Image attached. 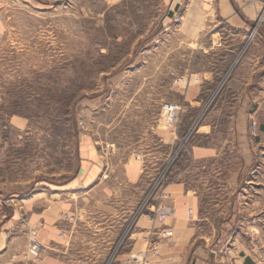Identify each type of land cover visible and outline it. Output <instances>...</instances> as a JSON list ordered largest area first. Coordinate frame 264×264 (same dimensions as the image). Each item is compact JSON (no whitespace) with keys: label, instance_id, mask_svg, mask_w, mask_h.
Listing matches in <instances>:
<instances>
[{"label":"rangeland","instance_id":"rangeland-1","mask_svg":"<svg viewBox=\"0 0 264 264\" xmlns=\"http://www.w3.org/2000/svg\"><path fill=\"white\" fill-rule=\"evenodd\" d=\"M38 1L45 5L41 10L20 0H0V232H26L29 244L31 231L37 236L32 219L66 197L68 183L83 176H77L79 168L93 161L86 179L98 172L102 183L114 188L113 205L119 210L118 225L115 215L108 220L110 234L118 229L119 235L107 260L126 251L132 238L144 237L150 226L144 205L156 202L150 196L169 163L163 185L186 183L201 197V212L210 222L239 183L247 188L238 192L261 196L252 207L240 204L241 226L246 210L264 211V186L255 187L264 185V136L258 132L264 125V75L247 93L248 108L231 105L245 92L226 88L244 59L253 63L251 49L261 51L253 47L264 32V0L243 40L230 36L223 44L226 33L214 32L201 36L200 48L199 30L190 32L189 42L184 26L177 30L181 22L167 19L163 0ZM261 62L264 67V58ZM208 71L216 74L202 84L201 107L191 108L184 101L186 76ZM196 78L191 85L197 87ZM169 105L179 107L176 123L167 120ZM203 123L213 132L195 135ZM186 134V147L173 158L179 136ZM194 144L214 148L217 156L192 158L188 148ZM86 145L96 151V160L82 156ZM133 160L142 171L136 183H128L124 167ZM96 190L81 200L90 212L89 196L98 197ZM135 213L141 215L133 225ZM6 216L11 219L4 225ZM93 219L92 226L103 221ZM140 219L145 227L137 225ZM258 226L253 234L264 247V214ZM79 227L70 257L75 263L95 240L84 224Z\"/></svg>","mask_w":264,"mask_h":264},{"label":"crops","instance_id":"crops-1","mask_svg":"<svg viewBox=\"0 0 264 264\" xmlns=\"http://www.w3.org/2000/svg\"><path fill=\"white\" fill-rule=\"evenodd\" d=\"M31 9L42 8L45 6L38 0H20ZM50 3L51 0H44ZM54 2L58 0H53ZM108 5L119 4L122 0H103ZM169 11H178L181 13V23L177 25L188 31L182 32L183 36L192 42L190 32L199 30V38L197 48H200L202 35L224 31L226 34L223 44H226L230 36L240 38L245 37L249 29L253 26V22L259 15L263 0H163ZM167 19L172 22V17L167 14ZM182 21L185 23L182 24ZM214 33V34H215ZM201 37V38H200ZM235 44V43H234ZM253 48H261L260 52H249L250 57H254L252 64H248L245 59L238 67L234 69L229 81H227V89L230 91H243L244 99H237L231 102L232 106L246 107L249 98L248 92H251L255 86L260 84V78L264 75V67L261 60L264 58V32L254 41ZM227 46V45H226ZM231 46V45H228ZM250 65V66H247ZM214 71L190 73L186 76L185 99L189 107L198 109L201 102L197 100V96L201 92L202 84L209 79L208 76H214ZM198 86L191 85L194 77ZM252 97V96H251ZM221 104H225L223 101ZM222 107L223 105H219ZM184 116V115H183ZM213 132V126L210 123L199 124L195 129V135H209ZM258 132L264 136V125L258 126ZM86 160L93 161L97 159L96 151L93 153L91 146L86 145ZM192 158L202 159L216 157L217 151L209 146H201L199 144L190 145ZM88 152V154H87ZM92 157V158H89ZM88 164V163H87ZM85 166V165H84ZM95 163L86 165V168H79L75 179L77 183H68L70 186L67 192V198L62 193L58 201L52 203L51 210H44L38 213L36 219L37 239L41 245L40 262L42 264H131L128 262V255L141 250L144 243L149 239L158 249V256L153 258L154 264H264V247L258 236L253 233L259 229L256 222L263 218L264 211H256L253 214L246 210V221L239 222L240 204L245 203L251 205L257 202V198L261 196L249 197L245 193L246 185L238 184L236 193H230V197L225 201L227 204L225 209L218 212L214 220L210 222L202 214V199L194 191L189 190L183 181L170 182L164 186L162 201L172 208V214L168 216L165 223L156 225L159 230L165 229L172 231V236H163L161 232L152 231L150 226L148 230L142 232L144 237L140 240L133 238L127 246L126 251L116 253L114 258L106 259L111 248L118 242L119 230L110 234V226H108L109 217L116 216V225H118L119 210L114 207V199L116 194L114 188H108L100 180V174L87 180L88 172L95 167ZM86 169V171L84 170ZM84 170V172H83ZM101 171V168L100 170ZM142 168L135 160L129 161L124 167L128 183H136L140 176ZM102 172V171H101ZM85 175V178H84ZM74 182V181H73ZM73 184V185H72ZM247 186H250L248 184ZM262 183L255 185L256 188H263ZM96 188H99L96 190ZM253 188V187H252ZM96 190L99 192L98 197L88 195L93 205L89 206L90 210L103 219L102 222H94L92 226L91 220L94 221L92 212L81 204L82 198L88 193ZM66 194V193H65ZM244 195L240 200V196ZM74 197V198H73ZM4 225L11 219L5 217ZM137 224L139 227H145V222L140 219ZM208 222V223H207ZM26 223V226H29ZM84 224L87 232H93L95 240L91 241L82 250L84 252L83 259L77 263L70 260L72 245L75 243L79 234V225ZM140 224V225H139ZM206 225L209 232H206ZM124 226L122 221L120 227ZM24 226H21L23 228ZM84 228V227H83ZM237 228L241 230H237ZM235 229V230H234ZM135 234V233H134ZM132 234V236L134 235ZM151 234V235H150ZM258 237V239H257ZM28 245V237L26 232L14 235L10 231L0 232V262L2 264H28L26 257V249ZM99 245L101 248H99Z\"/></svg>","mask_w":264,"mask_h":264},{"label":"built area","instance_id":"built-area-1","mask_svg":"<svg viewBox=\"0 0 264 264\" xmlns=\"http://www.w3.org/2000/svg\"><path fill=\"white\" fill-rule=\"evenodd\" d=\"M181 20V13L178 11H174L172 15V23L177 24ZM167 111V120L169 123H176L177 118L176 115L179 111V107L177 105H169L166 107ZM254 131L256 128L253 126ZM188 138V134L179 136L178 142L175 144L173 158L179 155L184 147H186V140ZM171 158V159H173ZM170 163L168 166L163 170L161 176L158 178V183L154 185L153 192L151 194V200H155V203H146L144 207L148 210V213L145 215L150 223V233L153 231L161 232L163 236H172V231L169 230H159L156 226V223L163 224L168 216L172 214V208L167 206L162 201L163 195V181L167 176V172L169 170ZM137 213V212H136ZM134 214L132 217L133 225L137 222L138 218L140 217V213ZM29 238V244L26 251V257L28 260V264H42L40 262V255H41V245L36 240L35 231H31ZM151 235V234H150ZM118 243V242H117ZM159 254L157 247L154 246L151 240H147L144 243L143 248L137 252L130 254L128 257V262L131 264H154L153 258L157 257ZM116 255V254H115ZM114 255V256H115Z\"/></svg>","mask_w":264,"mask_h":264},{"label":"trees","instance_id":"trees-1","mask_svg":"<svg viewBox=\"0 0 264 264\" xmlns=\"http://www.w3.org/2000/svg\"><path fill=\"white\" fill-rule=\"evenodd\" d=\"M173 12H174V11H169V13H168V14H169V16H171V17H172V15H173Z\"/></svg>","mask_w":264,"mask_h":264}]
</instances>
